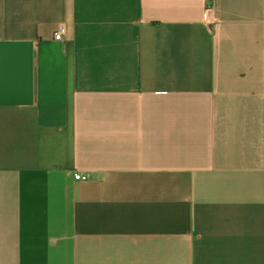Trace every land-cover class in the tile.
<instances>
[{"label": "crops", "instance_id": "1", "mask_svg": "<svg viewBox=\"0 0 264 264\" xmlns=\"http://www.w3.org/2000/svg\"><path fill=\"white\" fill-rule=\"evenodd\" d=\"M0 264H264V0H0Z\"/></svg>", "mask_w": 264, "mask_h": 264}, {"label": "built area", "instance_id": "2", "mask_svg": "<svg viewBox=\"0 0 264 264\" xmlns=\"http://www.w3.org/2000/svg\"><path fill=\"white\" fill-rule=\"evenodd\" d=\"M65 33H66V28L64 26H61L57 30V32L54 33V39L55 40H62ZM74 178L76 180H86L87 176L77 172L74 174Z\"/></svg>", "mask_w": 264, "mask_h": 264}]
</instances>
